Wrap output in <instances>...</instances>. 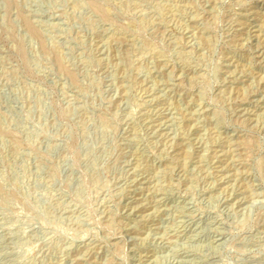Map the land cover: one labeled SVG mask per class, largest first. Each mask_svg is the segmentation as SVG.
<instances>
[{"label": "rangeland", "instance_id": "obj_1", "mask_svg": "<svg viewBox=\"0 0 264 264\" xmlns=\"http://www.w3.org/2000/svg\"><path fill=\"white\" fill-rule=\"evenodd\" d=\"M0 264H264V0H0Z\"/></svg>", "mask_w": 264, "mask_h": 264}]
</instances>
